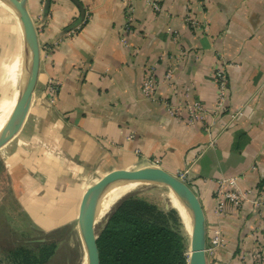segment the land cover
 Here are the masks:
<instances>
[{
  "label": "crops",
  "instance_id": "crops-1",
  "mask_svg": "<svg viewBox=\"0 0 264 264\" xmlns=\"http://www.w3.org/2000/svg\"><path fill=\"white\" fill-rule=\"evenodd\" d=\"M79 1L84 18L74 0H50L48 8L46 0H28L41 62L25 120L0 148V210L11 194L38 228L73 232L84 246L78 217L89 186L159 158L172 173L190 169L187 183L203 204L207 240L222 228L225 243L207 254L208 264H243L242 253L264 252V214L251 201L215 211L221 179L236 177L242 188L264 184V0H156L159 11L136 0L129 46L121 41L123 0ZM188 12L200 28L186 23ZM29 62L19 15L0 0V131ZM173 64L170 87L163 78ZM150 66L159 101L142 92ZM218 68L228 76V100L212 130L169 113L162 99L182 103L186 87L213 113ZM52 82L59 84L55 98Z\"/></svg>",
  "mask_w": 264,
  "mask_h": 264
},
{
  "label": "trees",
  "instance_id": "trees-1",
  "mask_svg": "<svg viewBox=\"0 0 264 264\" xmlns=\"http://www.w3.org/2000/svg\"><path fill=\"white\" fill-rule=\"evenodd\" d=\"M98 264H188L189 243L176 210L163 211L136 193L125 195L97 232ZM57 241L39 244L38 252L21 246L11 264H43Z\"/></svg>",
  "mask_w": 264,
  "mask_h": 264
},
{
  "label": "water",
  "instance_id": "water-1",
  "mask_svg": "<svg viewBox=\"0 0 264 264\" xmlns=\"http://www.w3.org/2000/svg\"><path fill=\"white\" fill-rule=\"evenodd\" d=\"M19 15L24 30V36L30 53V62L25 83L8 122L0 131V148L10 141L20 130L32 102L41 62V47L35 21L28 8V0H6ZM85 9L79 0H74ZM50 0H46L48 8ZM160 181L166 184L188 209L192 218L191 239L189 243L188 264H208L206 245L207 230L206 216L199 195L185 181L174 173L159 165H147L130 171L107 176L84 195L78 224L80 234L86 250L87 264H98V247L96 243L97 206L101 197L115 184L135 183L142 181Z\"/></svg>",
  "mask_w": 264,
  "mask_h": 264
},
{
  "label": "built area",
  "instance_id": "built-area-1",
  "mask_svg": "<svg viewBox=\"0 0 264 264\" xmlns=\"http://www.w3.org/2000/svg\"><path fill=\"white\" fill-rule=\"evenodd\" d=\"M125 4L126 18L123 24V34L121 41L125 46H129L128 35L132 34L134 31V21H135V2L136 0H123ZM148 4L155 11L162 10V5L156 0H146ZM186 23L192 28H200L201 22L191 12L186 14ZM171 31V29H170ZM175 32V31H174ZM176 33V32H175ZM176 65H170L165 74L163 81L170 87H174V77H175ZM215 78L219 89L218 101L216 103L215 113L210 112L206 106L198 99H192L190 97V87H186L185 99L182 103H173L172 101H167L162 99L165 105L168 107L169 113L176 117H184L189 124L202 123L207 131L213 129V124H215L214 114L221 113L228 100V76L223 68H218L215 71ZM158 80L157 72L154 66H150L146 69L144 79L142 81V92L145 97L159 101L161 100L158 96ZM59 84L57 82H52L48 86V91L52 95V98L56 97ZM184 112L186 113L184 115ZM242 108L231 112L232 118H236L241 114ZM215 139H213L212 144ZM151 165H159L160 159L154 158L151 160ZM177 177L187 182L190 169L184 168L176 173ZM251 201L255 207L264 214V184L260 188L249 187L242 188L238 184L236 177L223 178L219 181V186L216 191V207L215 211L221 214L225 211L228 205H233L236 208H242L244 203ZM225 243V236L223 234L222 228L217 226L214 229L213 234L207 240L206 253H215L220 247ZM241 260L243 264H264V252L262 250H254L251 252H245L241 254Z\"/></svg>",
  "mask_w": 264,
  "mask_h": 264
},
{
  "label": "rangeland",
  "instance_id": "rangeland-1",
  "mask_svg": "<svg viewBox=\"0 0 264 264\" xmlns=\"http://www.w3.org/2000/svg\"><path fill=\"white\" fill-rule=\"evenodd\" d=\"M95 186L93 183L88 189ZM124 193L120 195L108 210L96 217V231L103 226L107 215L113 207L127 194L136 193L145 200L154 203L163 211L176 210L183 219V232L190 243L192 218L186 206L175 193L163 182L142 181L126 185ZM87 189V190H88ZM5 207L0 210V264H11V253L21 246L38 252L39 244L57 241L55 253L43 264H87L86 250L73 232L45 231L32 223L13 199L7 194ZM181 208V209H179ZM184 209V210H183ZM186 217V218H185ZM63 241V242H62Z\"/></svg>",
  "mask_w": 264,
  "mask_h": 264
},
{
  "label": "bare ground",
  "instance_id": "bare-ground-1",
  "mask_svg": "<svg viewBox=\"0 0 264 264\" xmlns=\"http://www.w3.org/2000/svg\"><path fill=\"white\" fill-rule=\"evenodd\" d=\"M133 184V183H126V184H115L113 185L99 200L97 206V214L102 215L104 214L109 206L118 198L122 193L125 191L126 185ZM181 209V208H179ZM182 210V209H181ZM184 210V209H183ZM186 218V217H185Z\"/></svg>",
  "mask_w": 264,
  "mask_h": 264
}]
</instances>
